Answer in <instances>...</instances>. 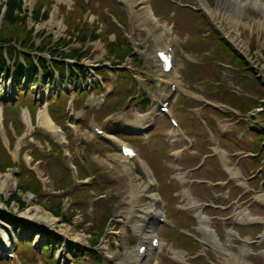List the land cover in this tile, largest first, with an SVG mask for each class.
Masks as SVG:
<instances>
[{
  "label": "rangeland",
  "instance_id": "374dc122",
  "mask_svg": "<svg viewBox=\"0 0 264 264\" xmlns=\"http://www.w3.org/2000/svg\"><path fill=\"white\" fill-rule=\"evenodd\" d=\"M22 1V9H28L27 7H30V0ZM87 1L88 0H85V2L84 0H51L49 2L50 5L48 6L47 18L33 21L30 15H28L26 22L28 29L30 28L33 30L31 31L32 33L30 36L33 42L36 44V42L41 40L39 37L41 32L52 35L53 42L59 37L66 35L65 25H60L59 23L63 18H65L64 13H61L62 5L65 7V9L69 10L71 8H81V5L85 6L86 3H88V6H90V13L85 9L82 14V19H87L86 22L89 20L90 23H93V21L95 19L97 20L98 18V22L95 23H99L97 26H100L101 24L100 18L96 14L97 12H104L107 16L112 15V11L115 10L114 3L121 6L122 8V5L116 0ZM149 1L151 9L155 13L154 15L157 20L156 24H152L146 20L145 12L143 13V7L145 8V5L148 7V1H145V3L134 6L133 15H135L136 19H132L131 15L126 11L128 20L126 24L121 27L126 39L132 44L135 53L139 56L142 63L138 65L134 62H130V60L127 58L125 62L121 63L120 65H127L133 72H135V76L139 85L138 90L151 95L152 106H154L159 99V95L164 94L166 91V88L164 87L165 77L164 74L160 75L159 69L156 66L154 49L158 47L156 50H159L166 42L163 41L166 40V38L170 42L174 41L177 53V64L175 63V66L176 68L180 69V76L183 79V83L181 84L182 87L180 90L172 97L173 100L171 113L177 117L180 123L182 122V124L187 128V131L191 133L189 136V142L184 140L181 135H178L169 124L166 125L162 118L160 119L159 126L155 130L153 129L151 132H149V135H140V133L136 131L137 120L135 118V112L140 107L139 104H135L131 101L128 108L125 110V114L115 118L116 121H124H119L117 124L112 122L109 124V130L116 131L117 134L115 133L116 136L110 135L109 138H114L112 141H107V145L103 149L97 144L95 138H93L90 142L84 143V141H81V136L77 135L71 140L72 143H79L80 145L84 144L91 148H93L94 145L98 146V151L96 150L91 152V150H87V147H85V151L79 152V155L83 161V167L88 170L89 173L91 172V174H94V178H91V176L86 178V181H88L87 186L91 187V190L93 191L92 192L90 189L83 190V187H81L82 183L80 182H76V185H72L71 187L65 186L64 181L61 180H65L66 183H68L67 180H71L70 173H64V171H66L67 165H70L72 160L68 157H63L67 160L64 161V159H60L61 157L55 158V155L49 154L54 153L55 144L60 146L59 141L57 139L55 140L54 138L52 140L54 148L51 151L48 149V151L44 152L47 144L41 140L40 136H42L41 133H44L45 130L43 128H39L38 121L37 124L36 122H33L34 124L30 127V130H34L33 137L31 139H25L23 135L21 145L19 146L22 150L21 159L24 160L23 162L25 164L28 163V161L23 158V155H25L26 152H30V149H28V142L33 143V154L42 158V160L39 164V170H34V166L27 164L28 169L30 171L34 170L37 176L42 178L41 181H43V179L46 177L49 179L45 180L46 185L45 183L43 184L47 193H50L55 189L54 185L56 183L54 178L57 177L58 185L61 187H66V190L58 191V194L55 195H62L64 198H66L63 201V210L64 212H73L75 216L73 217L71 225L63 223L60 221L59 217L52 216L49 212L37 205L34 197L29 193L19 194V198L25 201L23 208L18 207L15 202L6 205L3 202V199L5 200L9 194L13 192V185L15 181L14 169L9 168L0 173V175H7L4 178L3 190L0 191V212L4 216L3 219H0V224L4 225L8 229L12 228L10 221L13 219L12 217L15 218L18 227L17 230L12 233L13 238L17 235L19 237L22 236L21 231L24 228V223H29L30 228H32L34 231H38L40 234L45 231H49L52 233V235L56 236L55 238L57 244L53 245L52 249L56 250V256L60 257L61 261L66 263L74 258L70 256V253L67 254L66 250H73L77 254L79 251L81 253V251H83L81 250V247L87 245L88 243V239H86L88 234L86 235V232L90 228L96 227L102 218L103 211L109 207L113 210V212H111L113 218L109 222L108 235H114L115 238L110 239L108 247L103 250V252L111 257L118 255V257H115L114 262L116 264H121L127 259V256L130 253L135 251L133 244H128L126 233H124V231L126 229L130 230L131 224L136 222V207L146 201L144 196L140 200L137 199L139 202L135 201V198L133 199L131 196V189L132 191L138 190L136 189L138 186L137 180H133L128 185V178H132L134 173L131 171L126 173L122 169L123 164L121 165L118 162V158L120 157L118 145L121 142H127L134 145V147L140 151L142 155H145V153L148 154L145 155L144 159L147 161L154 178H157L158 180H156V182L159 186V193L161 194L165 203L166 216L174 223L172 226L165 223V225L161 226L160 228H173L176 226V228L173 229L178 232L180 225L177 223L178 217L177 212H175L174 203L181 204L185 207H191L193 202H206L209 204L213 203L216 206H208L207 208H204V215L208 217L209 225L216 228V230L214 228L213 229L215 230L217 237L220 236L219 239L222 241L225 250L233 252L237 259H250V261H248L250 264H264V184H261L258 178L254 176L251 167L255 163H252L250 160H248L249 158H252L250 152H259L258 146H254L257 144V139L254 136L256 134H251L249 131H247L244 124H239L240 122H243L241 120L243 114L241 110H239L234 117L228 115L225 116L226 113H233L234 111H237V106L234 103H230L225 98H221V96H223L221 92L215 91L210 93L203 89H218L216 82L217 79L211 78L208 81H204V79L208 77L209 71H213L214 73L211 74L216 75V69L213 68V65L215 60L219 58L216 59L214 57V55L218 53V49H215V44L221 46V44L217 42V34L205 20H202V18H197L191 13V7L189 9H181L177 6V3L174 5L171 4L170 0ZM185 1L186 0H184V2ZM215 1L216 7L211 9V12L214 13L217 11L218 13H225L232 17L229 19L230 23H227L228 18L222 21L221 27L230 34V38L232 40H235L239 45L244 46L245 49L248 46H253V51L250 49V47L249 49L250 55L254 62V68L257 69L256 66H258L259 69L257 70L263 73L264 76V12L255 10L254 8L248 6L246 4L248 0H222V2H220V0ZM260 1L264 0H259V2ZM208 3L211 4L209 0ZM217 3H225L226 7L222 9L223 11L216 9L220 8ZM203 6L204 8L207 7L206 4H203ZM171 9L174 11V13H169ZM199 14L203 16L206 15L204 11ZM172 15L176 17L177 21L175 36L168 33V31L171 30V26L169 25L168 21ZM117 16L123 23L124 17L120 14H117ZM232 19H234L233 22ZM132 21H134V23ZM188 23H191V26H188ZM194 23L196 32L194 28H192ZM105 29L107 34L106 38H112V31L114 28L109 26ZM115 34L117 37H120V30L115 31ZM158 34H160L159 37ZM163 36L166 38L162 39ZM254 39L257 40V43L254 41ZM153 41H155V43H153ZM89 44L92 50L90 55L83 59L82 64L86 67L85 72H87L86 76L88 85L91 86L92 81L95 80V73L98 69V66L100 64L109 65L110 59L105 57L103 50L104 45L102 42L99 44L97 41H93ZM78 47V43H72L69 45V48ZM201 48L203 49L202 52L197 51V49ZM221 49H224L223 46ZM204 54L212 56L214 60H212L211 57L205 56ZM44 55L49 58L47 53ZM220 57L224 59V57L221 55ZM58 72L59 70L53 68L50 64L48 73L52 75V78L47 76L45 79V77L42 75L40 82L31 87L33 91V98L39 103V110L42 109L41 105H43L41 101L45 100V98H47V96H49L52 92L57 93L63 88L68 89V91H76V87L72 86V84L62 85L60 83V81L57 79L59 78ZM243 74L248 75L250 73L243 71ZM114 75L118 79L112 85L114 90L112 95L109 97V105H111L112 108L115 107L116 110L121 109L122 104H124L126 101L129 102V100L136 94L137 87L135 77L132 72L120 71L114 72ZM240 75L241 72L237 70V68L227 71L226 74L223 75V81L220 89H231L236 82H239ZM108 76L113 81V75L109 74ZM53 78L54 83H50ZM159 81L162 82V85L157 87L156 84L159 83ZM23 84L24 87L27 88V82L25 80L23 81ZM105 84L109 85V82H105ZM184 87H188L193 90L194 95L200 93L201 91L202 95L214 102L215 105H218L217 102H220V100L222 102H226L230 105L229 109L222 110L225 112L224 116H212L216 111L214 112L211 108H207V112L206 107L198 104L197 101H195V98H191L189 101L187 100L186 103L182 104L185 101L186 96L184 93H182L184 92ZM258 87L262 89L261 86ZM239 90L240 102L247 105L249 104V106L259 95L250 85L243 83L241 89V86L238 83L234 89H232V94H230V97H234L233 93H237ZM230 91L231 90H228V92ZM97 92L98 89L95 90V93ZM0 94L4 95L2 99L15 96L16 84L14 77H0ZM179 94H181L179 99V102L181 103H176L175 100ZM31 96L32 93L30 92L26 97L28 100H31ZM63 96H65V93ZM87 98L88 96L86 97V100ZM46 104L47 101L44 105ZM59 105L61 106V103ZM77 105L78 107L83 106V101L82 103H77ZM0 108L2 109V106ZM56 108L57 106L53 107L52 112ZM79 111H81L82 114L86 113L85 109L83 108ZM87 113L89 115V112ZM196 113H201L206 123L210 124L206 130L201 131L203 126L196 121ZM26 114L27 113L25 110L19 112V117L24 121L25 124L28 122L26 120ZM216 114L218 115V113ZM260 117L261 116L259 113L252 112L251 115L248 116L247 126L255 128L260 124H264V119ZM99 118L103 123L107 121L106 118L104 119V114H102ZM192 120L199 124L201 128ZM208 120H214L215 124L212 122L208 123ZM125 123H127L128 128L126 127ZM89 125L90 123L88 126ZM28 126L29 124L27 123L26 130L23 129L25 132L27 131ZM0 132L4 144L7 146L14 159L18 161L20 159H18V155L20 153L18 152V146L16 145H18V141L21 138L16 140L14 148L12 149L8 146L7 140V132L13 133L12 128L8 127V129H6L3 123L1 124L0 120ZM193 132L199 134L194 135ZM130 138L133 139L131 140ZM25 147L27 149L26 152ZM108 147L110 150H107ZM182 148H185V156L183 155L184 158L181 160H174L171 154L176 153ZM260 154L261 152L258 153V155ZM48 157L50 158L49 160L47 159ZM202 157H207V162L205 163L206 165H199ZM1 159L2 155L0 153V160ZM258 161L259 162L257 163L263 164L264 158L259 159ZM77 165L78 167L76 168H78L79 172L82 173L83 167L80 164V161H77ZM198 166H200L199 170H196L187 177H184L183 180L179 182V177L184 175V170ZM224 169L229 173L224 171ZM240 170H242V172H244L246 175V178L243 180L241 179L240 174L237 175L234 173H238ZM260 170H262L260 175L264 176L263 168L259 169L257 174L259 175ZM228 177H231L232 179L228 180ZM2 178L0 177V180ZM191 178H208L213 180V182L220 181V184L203 186V184L190 183L189 180ZM149 192H151V188L145 189L144 193L147 195ZM173 193H175V196ZM98 194L104 195L105 198L99 199V201L95 203L96 206L93 205V211H91V197L94 198ZM71 195H77L78 199L75 200L73 197H71ZM125 199L126 202L124 201ZM66 202L71 204L69 209L64 205ZM237 207H240V210H246L249 212L251 217L254 219L248 222H241L239 219H237V217H235V210ZM195 211L196 210H194V208H189L187 216H193ZM77 213L80 214L78 218L76 216ZM192 223L195 224V221H190V224ZM224 223L227 226H224ZM225 227H229L231 229L238 228L243 239H254L257 241L256 243L252 244L237 243L236 246H232L230 245L228 230ZM223 229H225V231H223ZM160 231L161 230H159V232ZM166 231L169 235V240L171 243L179 241L185 243L186 246L193 247L192 242H190L189 239L180 232L178 234L176 231H171L169 229H166ZM222 231L223 237H221ZM193 234L196 233L192 231V236L189 237L191 240H195ZM25 235L28 236L29 234L26 233ZM59 238H62L63 242L66 241L64 247L61 246ZM39 240H41V238L36 237V243L39 242ZM114 242L118 243L119 247L115 246ZM9 243L10 240L8 241V236L5 234L4 230H0V247H9ZM107 243L108 242L106 239V244ZM112 244L114 246H112ZM239 250H242L241 254H239ZM206 253V256H208L209 260L208 258H206L208 261L203 259L204 264H206V262L207 264H226L223 260V257L219 254L209 250H207ZM81 255L83 256L84 252H82ZM25 257L28 261H30L31 258L28 255H25ZM165 263L166 262H163V264ZM11 264L18 263H13V260H11ZM83 264H92V261L85 259Z\"/></svg>",
  "mask_w": 264,
  "mask_h": 264
},
{
  "label": "trees",
  "instance_id": "16d2710c",
  "mask_svg": "<svg viewBox=\"0 0 264 264\" xmlns=\"http://www.w3.org/2000/svg\"><path fill=\"white\" fill-rule=\"evenodd\" d=\"M50 0H39L34 9L28 13L27 10L22 9L21 0H8L6 3H0L1 8L4 5V11L0 19V71L5 74L8 70L10 62H13L18 68L19 79H22L26 72L29 71V80L34 83L37 81V77L41 71L47 70L48 61L43 58H38V64L35 62V57L31 52H49L54 63L56 65H62L58 58H81L88 54V50L81 52L80 49H71L69 52H64L61 47L67 45L70 39L60 38L56 44H51V35L44 37L39 45L35 44L32 40L31 31L27 27V18L30 15L33 21L47 18L48 6L47 3ZM45 7V8H43ZM84 8L81 10L70 11L65 15L64 24L66 26V33L70 38H75L80 44H84L88 39H94L102 34L97 32L95 29H90L86 24H82L81 14ZM75 32L78 34L76 35ZM27 52H21V50ZM108 54H114L118 59L122 60L126 55L131 52L130 45L126 42L120 44L118 41H110L107 45ZM24 57L25 62L19 61L18 56ZM38 57V56H37ZM17 115V109L14 110ZM16 118V117H15ZM12 166L11 158L8 154H4V158L0 160V171H4L7 167ZM17 187L19 191H31L35 195L42 197V189L40 182L31 175L29 178L25 176V173L21 172L18 176ZM17 202L19 206H23V201H20L18 196L11 195L6 204L10 202ZM54 214H58L59 204H55L50 208ZM1 216V215H0ZM102 231V227L99 231ZM100 231V232H101ZM97 239L92 240L93 244H96Z\"/></svg>",
  "mask_w": 264,
  "mask_h": 264
},
{
  "label": "bare ground",
  "instance_id": "6f19581e",
  "mask_svg": "<svg viewBox=\"0 0 264 264\" xmlns=\"http://www.w3.org/2000/svg\"><path fill=\"white\" fill-rule=\"evenodd\" d=\"M124 4H126V5H131V8L133 7V5H132V3L133 2H135V1H133V0H121ZM148 10H147V8H146V10H144V12H146L145 14L147 15L148 14V12H147ZM223 18V21H224V19H225V17H222ZM234 21V19H232V22ZM227 23H230V21H229V19H227ZM153 43H155V41H153ZM158 59V58H157ZM179 87H177V89H178ZM166 94H164V96H165ZM39 120H40V123H41V126L43 127V128H45V129H48V130H51L52 132H53V134L55 135V136H57L58 138H60L61 139V136H62V134L61 133H55L53 130H55V127H51V124L49 123V121L47 120V118H46V115H45V109L43 108V110H41V112H40V116H39V118H38ZM140 123H139V125H142V124H144L145 122H144V120H140L139 121ZM120 158L121 159H125V157H124V155L122 154V153H120ZM120 158H119V160H120ZM7 175L6 174H1L0 175V177L2 178L1 180H0V191H2L3 190V182H4V178L6 177ZM241 221H250V220H253L254 218H251V215L249 214V213H246L245 211H240L239 213H237V215H236ZM203 228H208V226L206 225V223H204V225H203ZM208 230H209V228H208ZM209 232H210V230H209ZM211 233V232H210ZM211 235H212V238L213 239H216V237H215V235H213L212 233H211ZM232 261V264L233 263H235V264H241V262H240V260L239 261H237L236 260V258L234 259L233 257H232V259H231ZM226 261L228 262V260L226 259ZM243 264H246V263H243Z\"/></svg>",
  "mask_w": 264,
  "mask_h": 264
}]
</instances>
